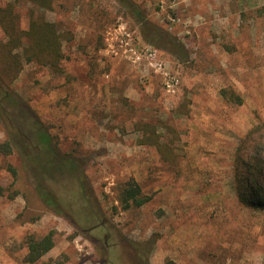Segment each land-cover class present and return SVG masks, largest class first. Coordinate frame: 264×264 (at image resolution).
<instances>
[{
    "label": "rangeland",
    "instance_id": "374dc122",
    "mask_svg": "<svg viewBox=\"0 0 264 264\" xmlns=\"http://www.w3.org/2000/svg\"><path fill=\"white\" fill-rule=\"evenodd\" d=\"M128 1L187 61L145 43L127 0H0L20 30L33 12L72 37L63 73L23 63L10 85L0 80V143L13 142L0 154V264H28L26 239L49 232L36 264H264V211L241 204L234 181L239 160L257 163L264 198V0ZM24 120L83 173L84 201L78 180L57 175L40 183L54 203L41 200ZM137 121L171 128L158 133L174 141L173 163L139 145ZM129 179L150 200L123 210Z\"/></svg>",
    "mask_w": 264,
    "mask_h": 264
},
{
    "label": "trees",
    "instance_id": "16d2710c",
    "mask_svg": "<svg viewBox=\"0 0 264 264\" xmlns=\"http://www.w3.org/2000/svg\"><path fill=\"white\" fill-rule=\"evenodd\" d=\"M31 1L41 8H47L48 3L55 0ZM125 3V12L137 24L145 43L156 49L178 54L181 62L187 61V52L180 40L151 23L138 5L128 0ZM13 18L11 10L0 9V26L8 38L6 43L0 45V80L6 85H10L20 72L23 63L47 68L53 74L63 73L61 64L64 54L62 47L65 42H70L72 37H69L65 32H59L54 23L46 21L42 16H33V12L30 14V21L26 30H20ZM1 96L5 98V92L1 91ZM233 97L240 102L238 96L233 95ZM122 101L129 109L126 99L122 98ZM23 122L25 123L24 131H29V135L34 138L33 142L38 148V156L35 158V164H38L36 169L38 186L36 190L41 200L48 206H52L54 203L51 194L43 191L40 183L41 181L54 179L57 175L59 177L70 176L73 180H78L82 184L80 196L84 201L87 197L86 189L83 186L84 176L82 172H79L77 165L72 160L61 157L55 152L52 137L40 122L38 124L34 122L33 126L28 125L26 120ZM134 127L135 131L140 134L139 145L156 147L164 162L173 163L172 148L174 141L169 140L167 144V142L161 140L163 137L158 133L159 127L171 129L170 127L164 126L163 122L151 121H137ZM22 133L19 132V134ZM11 142L8 139L0 143V154L3 157L12 154L13 142ZM239 162L234 176L235 193L238 201L246 207L264 211V198L261 196L262 187L260 185V175L257 173V163L251 164L242 159ZM8 170L13 176L16 175L11 166H8ZM149 200L150 197L142 193L133 179L127 180L120 187L118 202L123 210L140 208ZM53 236V232H49L40 239L29 236L26 239L27 254L25 262L36 264L40 261L53 248ZM149 248L151 249L152 245H149Z\"/></svg>",
    "mask_w": 264,
    "mask_h": 264
},
{
    "label": "flooded vegetation",
    "instance_id": "af4514ba",
    "mask_svg": "<svg viewBox=\"0 0 264 264\" xmlns=\"http://www.w3.org/2000/svg\"><path fill=\"white\" fill-rule=\"evenodd\" d=\"M105 243L107 244L106 238H105Z\"/></svg>",
    "mask_w": 264,
    "mask_h": 264
}]
</instances>
